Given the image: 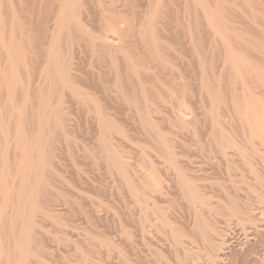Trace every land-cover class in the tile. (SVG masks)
<instances>
[{"label":"bare ground","instance_id":"bare-ground-1","mask_svg":"<svg viewBox=\"0 0 264 264\" xmlns=\"http://www.w3.org/2000/svg\"><path fill=\"white\" fill-rule=\"evenodd\" d=\"M260 18L264 0H0V264H144L133 237L155 231L176 260L153 264H264Z\"/></svg>","mask_w":264,"mask_h":264},{"label":"rangeland","instance_id":"rangeland-1","mask_svg":"<svg viewBox=\"0 0 264 264\" xmlns=\"http://www.w3.org/2000/svg\"><path fill=\"white\" fill-rule=\"evenodd\" d=\"M260 17H261V16H260ZM260 19H261V18H260ZM262 19H264V18H262ZM262 19L260 20V23H263L262 26L264 27V20H263V22H261ZM173 41L177 42L178 40H177V41H176V40H173ZM172 44H173V47H174V46L176 47V44H177V43L175 44V43L173 42ZM178 44H179V43H178ZM184 46H185V45H184ZM177 47H178V48H182V49H180V50H181L183 53H182L181 51H179L181 54H180V53H177L176 57H178V55H180L181 58L178 57L179 59H178V58H176V60H175V58L173 59L174 61H177V62H176V66H177V67L175 66L174 68H176V69L173 70V71L175 72V75H176V76H179V73L182 74V72H183V74L185 73V75H186V73L189 71V72H190V75L193 76V73L196 74V71H195L194 64L191 65V63H190V61H189V60L191 59V58L189 57V55L187 54V53H189V52H188L189 49H185L186 46L183 47V45H181V43H180V45H177ZM183 48H184V51H183ZM182 58H183V59H182ZM184 59H187V63H184V62L186 61V60H184ZM183 60H184V61H183ZM188 61H189V62H188ZM187 64H189V65L187 66ZM190 65H191V66H190ZM186 66H187V68H186ZM192 66H193V67H192ZM190 67H191V69H190ZM185 68H186L187 70H186ZM188 69H190V70H188ZM185 70H186V71H185ZM194 71H195V72H194ZM177 73H178V75H177ZM195 76H196V75H195ZM178 78H179V77H178ZM193 78L195 79L194 76H193ZM187 141H188V140H187ZM189 141H190V140H189ZM187 143H188V145H189V142H187ZM190 143H191V142H190ZM190 146H191V145H190ZM191 147H195V146L193 145V146H191ZM191 147L188 146L187 148H184L183 150L187 149V151H188V149L191 148ZM191 149H192V148H191ZM194 149H195L197 152H194V150H190V151H192L191 154H193L192 157L194 156V157L196 158L197 155H198L199 157H198V159L196 158V160H201L200 158H202V157H200V155L198 154L199 150L197 149V147H195ZM183 150H182V151H183ZM187 151H184V154H183V155H185V152H186V154H188V156H189L190 151H189V152H187ZM213 155H214V154H213ZM194 157H193V158H194ZM212 157H216V158H217L218 156L214 155V156H211V158H212ZM216 158H214V159L212 158L211 161L216 160ZM219 158H220V157H219ZM219 158H218V160L213 161V163L211 164L212 166H210L211 168H212V167H215V168H216V167H219V165L222 164V163H218ZM220 160H222V159L220 158ZM214 162H216V163H218V164H216V163L214 164ZM219 162H223V161H219ZM257 162H259V161H257ZM213 164H214L215 166H214ZM257 164H258V163H257ZM257 164H256V165H257ZM260 164H261V166H262L264 163L262 164V162H260L257 166H260ZM224 166H225V164H224V165L222 164V165L219 167V169L222 167V169H223L222 172H225V169L223 168ZM208 167H209V166H208ZM210 167H209L208 170H210ZM212 169H213V168H212ZM219 169H218V170H219ZM222 169H221V170H222ZM260 169H261L260 171L263 172V171H264V170H263V169H264V166H263V169H262V167H260ZM221 170H219V171H221ZM211 171H212V170H211ZM211 171L208 172L210 175H211V173H210ZM212 172H213V174H216V173H215L216 171L214 172V170H213ZM222 172H220V173L222 174ZM247 172H249V171L246 169V170H245V175H246V174H248V175L250 174V173H247ZM217 173H218V172H217ZM213 174H212V175H213ZM212 175H211V177H216V175H215V176H212ZM222 175H224V173H223ZM222 175H219V176L222 177ZM250 175H251V174H250ZM250 175H249V177H251ZM217 176H218V174H217ZM246 177L248 178V176H246ZM216 178H217V177H216ZM218 178H219V177H218ZM210 179H211V178H210ZM214 179H215V178H214ZM206 180H207V179H206ZM207 181H208V180H207ZM204 182H206V181H204ZM240 183H242V182H240ZM240 183H239V184H240ZM242 185L245 186V185H247V184H246V183L244 184V182H243ZM239 186H240V185H239ZM215 187H217V186H215ZM215 187H213L212 189H215ZM240 187H241V186H240ZM217 188L219 189V187H217ZM241 188H242V187H241ZM241 188H240V190L243 189V188H242V189H241ZM247 188H248V187H247ZM247 188H246V186H245V188L242 190L243 192L241 191V192L243 193V195H244V196H243V195H242V196H243L244 198H245V197H249L250 199H248V198H245V199H248V200H249L248 202H249V203H252L251 205H253V206H255L256 204H258V205L260 204L261 206H263V205L260 203L261 201H259L258 198L255 196V194H254V193H250V191H247ZM210 189H211V188H209V190H210ZM218 189H217V190H218ZM217 190H216L217 193L220 192V194H218V195H215V194L212 193V192H214L215 190H214V191H211V190H210V194L212 193V195L215 196L214 199H216V200L219 198L218 196L221 197V190H219V192H218ZM216 192H215V193H216ZM241 192H240V197H241L240 199L243 200V198H242V196H241V194H242ZM217 193H216V194H217ZM222 194H223V193H222ZM216 196H217V198H216ZM255 197H256V198H255ZM245 199H244V200H245ZM254 199H255V200H254ZM245 201H246V200H245ZM250 201H251V202H250ZM256 201H257V202H256ZM255 202H256V203H255ZM254 203H255V204H254ZM256 206H257V205H256ZM261 206H260V207H261ZM259 210H261V209H257L256 211L258 212ZM262 211H263V210H262ZM260 212H261V211H260ZM261 213H262V212H261ZM261 213H260V214L258 213V214H259V215H262ZM263 218H264V214H263ZM233 221H234V224H233L232 226H235V227L232 228V230L234 229L232 235L235 236L236 241L233 242V246H232V247H238L239 245L236 244V243H238V242H240V244H241L240 247H241V246L243 245V244H242V241H244V238H243L244 236L241 235V233L239 232V229L236 230V228H237V225H235V224H236V223H235V222H236V219H234ZM116 223H118V221H117ZM118 224H119V223H118ZM116 226H118V225H116ZM118 227H119V226H118ZM117 229H118V228H116V231H117ZM130 229H134V228H131V227H130ZM116 231H115V233H116ZM132 231L134 232V230H132ZM119 232H120V230L118 229V233H119ZM133 232H132V234H133ZM155 232H156V234H157L158 237H156V234H154V230H152V232L150 233V235H151V236H154V235H155L154 237H155L156 239L158 238L157 240L159 241V243H158V244H157V243L154 244L153 241H150V240H149L150 243L153 242V244H151V245H149L146 241H144L142 238H140V237H139L140 234H137V232H134V235L137 234L138 237H137V236H136V237L134 236V237H133V240H134V238H135V240L137 239L138 244H137V242L134 240L136 243H135L133 246L135 247L136 245H138V249L140 248V249H142V252H146V253L148 254V256H146V259H148V257H149V259H148L147 261H146V259H145L144 262H142V263H144V264H145L146 262H148V264H149V263H150V264H151V263L153 264V263H155L156 261H157V262H160V261L162 260L163 257H162V258H160V257H159V258L154 257V255H155V256H159V255H156L155 251H154V253H153V250H154L153 247H158L159 249L161 248V250H164V251H165V249H167V247H168V245H169V243L167 242V241H168L167 238H165V239H166V240H165L164 238H162V237H164L163 235H162V237H161V234H159L157 231H155ZM115 233H114V236H115ZM118 233H116V235H118V238H117V236H115V239L117 238V241L120 242V238H121V237L119 238L120 233H119V234H118ZM235 233H236V234H235ZM152 234H154V235H152ZM132 236H133V235H132ZM132 236H131V238H132ZM238 236H239V237H238ZM242 236H243V237H242ZM154 237H153V238H154ZM160 237H161V239H160ZM165 237H166V236H165ZM241 238H242V239H241ZM118 239H119V240H118ZM138 239H139V240H138ZM240 239H241V240H240ZM162 240H163L164 243H163V242H160V241H162ZM134 241H133V242H134ZM154 241H155V240H154ZM155 242H157V241H155ZM161 243H162V245L164 244L165 246L162 247V246H161ZM165 243L167 244V246H166ZM156 244H157L158 246H157ZM152 245H153V246H152ZM237 245H238V246H237ZM165 247H166V248H165ZM129 248H130V247H128V250H129V252H131V253L128 252V254H132L133 250H138L137 247H136L135 249L130 248V249H132V250H130ZM162 248H163V249H162ZM261 248H262V247L259 248V249H260V252H263L264 249H263V248L261 249ZM140 249H139V250H140ZM139 250H138V251H134V252H136L135 254H138L139 252H140V254H141L142 252H141V250H140V251H139ZM168 250H170V249H168ZM168 250L165 251V252H167V253H166L167 256H166L165 258H167V257L169 256V257H168L169 259H168V258H167V259L163 258V261H161V262H164L165 260H168V261L171 260L172 262H174V260H176V259H175V256H174L175 253H174L172 250H170L171 252H169V253H171V254L168 255V254H169V253H168ZM261 250H263V251H261ZM134 252H133V254H134ZM137 252H138V253H137ZM146 253H145V254H146ZM149 253L151 254L152 257L149 256V255H150ZM172 253H173V254H172ZM133 254H132V255H133ZM135 254H134V255H135ZM140 254H139V255H140ZM152 254H154V255H152ZM166 254H165V255H166ZM134 255H133V257H134ZM135 257H136V256H135ZM173 257H174V259H173ZM116 258H117V259H116ZM160 259H161V260H160ZM117 260H118V255L116 254V255H114V259H113V261H117ZM238 260H239V259H237V262H236V263H233V264H246V263L243 262L242 260H239V261H238ZM145 261H146V262H145ZM175 262H176V261H175ZM206 263H207V262H204L203 264H206ZM146 264H147V263H146ZM157 264H158V263H157ZM255 264H257V263H255Z\"/></svg>","mask_w":264,"mask_h":264}]
</instances>
